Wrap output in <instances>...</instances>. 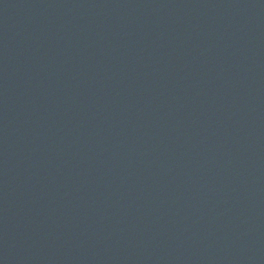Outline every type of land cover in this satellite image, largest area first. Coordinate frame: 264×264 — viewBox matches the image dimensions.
I'll use <instances>...</instances> for the list:
<instances>
[{
  "label": "water",
  "instance_id": "obj_1",
  "mask_svg": "<svg viewBox=\"0 0 264 264\" xmlns=\"http://www.w3.org/2000/svg\"><path fill=\"white\" fill-rule=\"evenodd\" d=\"M0 264H264V0H0Z\"/></svg>",
  "mask_w": 264,
  "mask_h": 264
}]
</instances>
